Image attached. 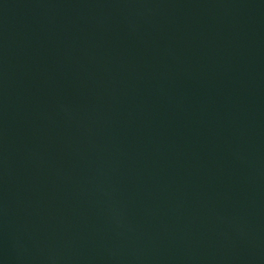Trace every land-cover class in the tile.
Returning a JSON list of instances; mask_svg holds the SVG:
<instances>
[{
	"label": "water",
	"instance_id": "water-1",
	"mask_svg": "<svg viewBox=\"0 0 264 264\" xmlns=\"http://www.w3.org/2000/svg\"><path fill=\"white\" fill-rule=\"evenodd\" d=\"M0 264H264V0H0Z\"/></svg>",
	"mask_w": 264,
	"mask_h": 264
}]
</instances>
